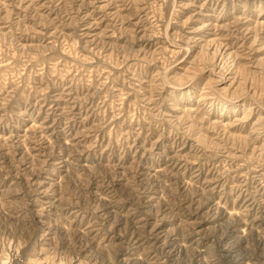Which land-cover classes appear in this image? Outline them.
<instances>
[{
    "label": "rangeland",
    "instance_id": "rangeland-1",
    "mask_svg": "<svg viewBox=\"0 0 264 264\" xmlns=\"http://www.w3.org/2000/svg\"><path fill=\"white\" fill-rule=\"evenodd\" d=\"M0 264H264V0H0Z\"/></svg>",
    "mask_w": 264,
    "mask_h": 264
},
{
    "label": "bare ground",
    "instance_id": "bare-ground-1",
    "mask_svg": "<svg viewBox=\"0 0 264 264\" xmlns=\"http://www.w3.org/2000/svg\"><path fill=\"white\" fill-rule=\"evenodd\" d=\"M238 231V230H237ZM179 240V239H178ZM163 245V244H162ZM173 247H174V245H173ZM170 248V247H169ZM162 249H163V246H162ZM168 249V248H167ZM176 249V248H175ZM172 250V249H171ZM163 252H164V250H163ZM167 252V251H166ZM171 253V252H170ZM165 256V255H164ZM169 258V257H168ZM172 258V257H171ZM168 262H169V260H168Z\"/></svg>",
    "mask_w": 264,
    "mask_h": 264
}]
</instances>
